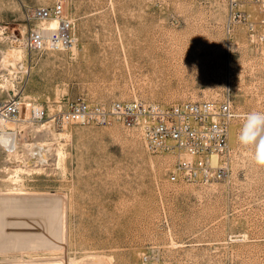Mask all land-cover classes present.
Returning <instances> with one entry per match:
<instances>
[{"label":"rangeland","instance_id":"374dc122","mask_svg":"<svg viewBox=\"0 0 264 264\" xmlns=\"http://www.w3.org/2000/svg\"><path fill=\"white\" fill-rule=\"evenodd\" d=\"M55 2L0 0V103L19 101L22 120L15 125L18 157L0 142V197H15L23 188L28 195L20 197L28 200L19 203L22 209L59 205L48 236L60 230L50 248L33 250L12 249L0 237V264H264V167L238 141L247 115L264 113V26L251 31L240 25L231 36V99L238 117L228 177L174 184L168 176L176 159L152 153L139 132L118 124L62 129L50 118L79 96L169 106L223 99L225 1L66 0L76 54L74 47L31 53L27 13ZM40 25L56 35L55 21ZM41 107L48 119L28 118L30 108ZM50 121L49 132L39 131ZM55 133H68L69 140ZM60 145L65 172L56 165ZM31 153L38 163H27ZM18 163L46 171L21 175V187L9 172Z\"/></svg>","mask_w":264,"mask_h":264},{"label":"built area","instance_id":"2783aa9c","mask_svg":"<svg viewBox=\"0 0 264 264\" xmlns=\"http://www.w3.org/2000/svg\"><path fill=\"white\" fill-rule=\"evenodd\" d=\"M224 1L227 6L224 25L227 58L223 69L226 87L223 99L169 106L140 100L99 103L79 96L60 106L50 118L53 124L58 128L118 124L126 130L137 131L152 153L176 159L168 176L174 184L207 185L228 177L233 154L230 145L231 128L238 117L231 99V36L240 25H246L251 31L264 26V0ZM253 8L258 9L257 16ZM69 15L66 0H56L52 7L36 8L28 12L27 20L31 26L25 42L27 49L39 54L49 50H71L77 37L75 23L69 19ZM52 21L58 23L54 37H50L40 25ZM19 114L16 101L0 103V129L14 122ZM30 118L41 122L48 119L49 114L41 107L39 110H31ZM30 162L38 163L39 156L29 155L27 163Z\"/></svg>","mask_w":264,"mask_h":264},{"label":"bare ground","instance_id":"6f19581e","mask_svg":"<svg viewBox=\"0 0 264 264\" xmlns=\"http://www.w3.org/2000/svg\"><path fill=\"white\" fill-rule=\"evenodd\" d=\"M57 27H58V23H57ZM75 35H76V33H75ZM77 43H78V38H77V42H76V44L74 46H76ZM72 50H73V53L75 55L76 54V48L74 47ZM12 59H13V62H17V61L21 62V58H18L17 56H12ZM13 66H15L14 63H13ZM22 68H24V65H23ZM13 101H16V100H13ZM16 102H17V104L19 106L20 114H21L20 102L19 101H16ZM33 109L35 110L37 108H30L28 110V112H29L28 113V118H30V112ZM20 114H19V116L17 117V119L14 122H11V123L7 124L5 127H2L0 129V142L3 145L4 148L8 149L9 156H13V157L14 156L18 157L17 144H16V141H15V136H16V132H17V129H16L17 126H15V125H19L18 123L22 122V120L20 118L21 117ZM50 123H52V122L50 121L47 124L41 125L40 126L41 130H39V131L42 132V131L46 130L47 128H50V125H51ZM47 131H48V129H47ZM50 131H52V130H50ZM51 133H53L52 135L54 136V132H51ZM55 134H57V133H55ZM67 134L66 133H60V134L58 133L57 136L59 138H66V140H69L68 139L69 135L67 136ZM30 146L32 147L33 145H31V144L27 145L26 148H30ZM44 146H45V144L42 147H44ZM28 150L29 149H27V151ZM27 153H29V152H27ZM31 156L33 157L34 154L31 153ZM42 157H43V159H45L46 156L42 155ZM66 159H67L66 151H65L64 147L62 145H60V147L58 149V152H57V155H56V160H57L56 165L58 166L59 170L61 169V171H63V172H65V170H66V168H65ZM23 163H24V161H23ZM9 170H11V171H9ZM9 170H7V171H9L10 174L12 173V176L10 177L12 183L17 184V185L19 184L21 187H22V177H21V175L25 176V175H30L31 173L42 175L46 171V169L35 168V167L32 168V169H27L26 167H23L21 165L14 166L13 169L10 168ZM18 191H19V193L17 192L18 194H12L15 197H0V237H4L7 240V243L9 244V246L11 245L10 248H12V249L17 248L20 245L27 246V248H32V250H33V248H37V247H40V246L48 247L50 245V243H51V239L60 237L58 235V231L60 232V230H57V231L55 230L56 232L53 234L54 235L53 238H50L48 236V233L50 232L49 231L50 227H53L57 223L56 222L57 221V211H58L59 205L58 206L57 205H52L50 207L48 206V207H45V209L44 208H38V209H36V211H32V210L29 211V210L22 209L21 208L22 206L20 204L23 201L28 200V198L25 199V198H22L20 196H26L28 194L23 193V191H24L23 188L18 190ZM7 195H9V194H7ZM33 196H35V195H33ZM59 202H60V200H59ZM24 204H25V202H24ZM60 207H61V205H60ZM59 211H60V209H59ZM57 227L60 228V226H57ZM2 240H3V238H2ZM53 246H55V245H53ZM49 248H50V246H49ZM34 250H37V249H34ZM33 262L34 261H32L31 263H33ZM46 262H48V260H46ZM50 263H44L43 261H40V262L37 261L36 264H50ZM56 263H57V261L55 262V264ZM93 263L91 261L90 264H93ZM97 263H99V262L97 261ZM53 264H54V262H53ZM79 264H81V263H79Z\"/></svg>","mask_w":264,"mask_h":264},{"label":"clouds","instance_id":"9594fccd","mask_svg":"<svg viewBox=\"0 0 264 264\" xmlns=\"http://www.w3.org/2000/svg\"><path fill=\"white\" fill-rule=\"evenodd\" d=\"M238 141L243 146L251 147L255 164L264 167V113L251 112L247 115Z\"/></svg>","mask_w":264,"mask_h":264}]
</instances>
